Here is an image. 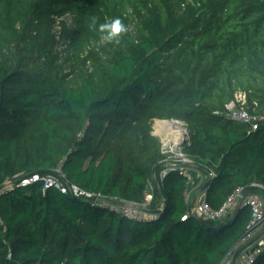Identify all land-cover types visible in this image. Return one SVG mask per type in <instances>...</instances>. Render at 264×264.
I'll list each match as a JSON object with an SVG mask.
<instances>
[{"label":"trees","instance_id":"16d2710c","mask_svg":"<svg viewBox=\"0 0 264 264\" xmlns=\"http://www.w3.org/2000/svg\"><path fill=\"white\" fill-rule=\"evenodd\" d=\"M116 18L127 30L108 42L100 25ZM238 92L264 114V0H0V264H222L257 237L247 264H264L249 207L188 215L205 185L214 209L239 187L264 197V121L227 117ZM172 120L190 133V186L180 170L161 178L156 122ZM49 176L67 193L44 191ZM72 186L151 194L148 219Z\"/></svg>","mask_w":264,"mask_h":264},{"label":"built area","instance_id":"2783aa9c","mask_svg":"<svg viewBox=\"0 0 264 264\" xmlns=\"http://www.w3.org/2000/svg\"><path fill=\"white\" fill-rule=\"evenodd\" d=\"M246 106H247V94L244 92H238L235 95V100H233L227 106V117L230 120H237L246 125H249L251 131H257L259 129L261 122L264 121V114H252L246 109ZM170 122L171 121L156 122V125L159 126L158 133L160 134H162L163 132L165 133L164 140L161 141L163 152H165L164 148L171 147V144L169 143L170 140L174 142L173 146H175V147L172 146L171 154L165 160L167 169L162 172L161 178H163L168 172L172 170H180L188 178L187 185L190 186L194 182V178L192 177L189 169L187 168L191 165V161L183 150V147L188 142V129L187 127L183 128L186 126L184 123L177 122V124H180L184 132L183 133L177 132L175 134H170L168 132H165L163 129L164 127L163 125H166L167 123ZM56 175H62L61 171L57 170ZM198 178L201 179V176H199ZM39 180H40L39 176H34L28 180H25L23 184L26 185L33 182H38ZM43 182H44V189H43L44 191H46L49 188H55L59 190L62 194H66L68 191V188L63 184V182L55 176H49L45 178ZM252 186L254 188L264 190V187L262 185L253 184ZM70 190L72 195L74 196L84 195L92 202L101 203L103 206H107L109 209L121 215L126 216L130 220L140 221V220L148 219L144 211L152 200L151 194L147 195L144 202L141 205H139L141 207L138 206L137 208H129L125 206L123 202L107 199L105 196L101 194H91V193L81 192V190L76 186H72ZM187 199H189L188 195H187ZM202 199L203 201L200 202ZM240 204L241 207L247 206L251 210V215H252L251 228L256 227L258 225L259 227L264 225V197L261 196L259 193L249 192L244 187L237 188L230 195L228 200L218 209H214L210 205V203L206 200L205 195H203L199 199L198 203L192 208V213L189 212L188 215L195 216L196 218L204 221H214V222L222 221L226 219L229 215L233 214ZM187 218L188 216H185L184 220H186ZM263 246H264V239L259 240L258 247L261 248ZM251 259H252V255L249 252H247V254L243 253L241 254V257L237 261V263L242 262V264H247L248 262L251 261ZM228 262H229L228 264H235L233 263L232 260H228Z\"/></svg>","mask_w":264,"mask_h":264},{"label":"rangeland","instance_id":"374dc122","mask_svg":"<svg viewBox=\"0 0 264 264\" xmlns=\"http://www.w3.org/2000/svg\"><path fill=\"white\" fill-rule=\"evenodd\" d=\"M64 22H65V25L68 27V28H73L74 27V24H73V21H72V18H71V16L70 15H67V16H65L63 19H62ZM183 128H186V126L185 127H183ZM158 129H159V126L158 125H156V131H155V135H157L159 138H160V140L162 141V140H164V135H165V133L163 132L162 134H160V133H158ZM191 142V138H190V133H189V131H188V142L185 144V145H188L189 143ZM169 143L171 144V147H167V148H164V153H165V155L168 157V156H170V154H171V148H172V146H173V144H174V142L173 141H169ZM173 147H175V146H173ZM183 150H184V147H183ZM193 193H196V192H194V190H190L189 191V194H188V196H189V200H190V198L193 196ZM199 195L197 194V197H198ZM151 199V198H150ZM149 199V200H150ZM198 203V201L195 203V205ZM194 205V206H195ZM139 205H136V208L138 207ZM150 206V204L146 207V209L148 208ZM139 207H141V206H139ZM143 207V206H142ZM144 208V207H143ZM260 231H264V225L263 226H261V227H259V225L258 226H256V227H253V228H251L250 229V235H248V237H247V239L246 240H249L251 237H253L254 235H258V232H260ZM262 235V234H261ZM260 236V235H259ZM255 241L256 240H258V237H257V239L255 238L254 239ZM254 241V242H255ZM247 252H248V250L246 249L245 251H243V253L244 254H247ZM242 253V254H243ZM241 256V255H240ZM238 259V258H237ZM237 261V260H236ZM242 261V260H241ZM229 262H228V260H225L222 264H228ZM237 264H242V262H239V263H237Z\"/></svg>","mask_w":264,"mask_h":264},{"label":"clouds","instance_id":"9594fccd","mask_svg":"<svg viewBox=\"0 0 264 264\" xmlns=\"http://www.w3.org/2000/svg\"><path fill=\"white\" fill-rule=\"evenodd\" d=\"M126 30V27L122 24L119 18L100 25V31L103 33L102 39L108 42L115 40L116 43H119L120 34Z\"/></svg>","mask_w":264,"mask_h":264},{"label":"water","instance_id":"95a60500","mask_svg":"<svg viewBox=\"0 0 264 264\" xmlns=\"http://www.w3.org/2000/svg\"><path fill=\"white\" fill-rule=\"evenodd\" d=\"M171 122H175V123H177L178 121H175V120H172ZM155 178H156V175H155ZM156 182H157V184H159L158 183V179L156 178ZM207 188V185H205L202 189H201V193H203L204 191H205V189ZM203 201V199L200 201V202H202ZM124 205L125 206H127V207H129V208H136V205L135 204H131V203H124ZM241 208V204L237 207V209L236 210H239ZM189 212L190 213H192V206L190 205V207H189ZM257 239V238H256ZM255 240H253L251 243H249L248 245H246V246H244V247H242L241 249H239L236 253H235V255L233 256V259H232V261L235 263L236 262V260H237V258L243 253V251H245L253 242H254Z\"/></svg>","mask_w":264,"mask_h":264},{"label":"bare ground","instance_id":"6f19581e","mask_svg":"<svg viewBox=\"0 0 264 264\" xmlns=\"http://www.w3.org/2000/svg\"><path fill=\"white\" fill-rule=\"evenodd\" d=\"M163 129L165 132H168L170 134H175V133H183L184 130L182 129V127L180 126V124L177 123H167L166 125H163Z\"/></svg>","mask_w":264,"mask_h":264},{"label":"crops","instance_id":"0c3cea01","mask_svg":"<svg viewBox=\"0 0 264 264\" xmlns=\"http://www.w3.org/2000/svg\"><path fill=\"white\" fill-rule=\"evenodd\" d=\"M195 195V193H193V196ZM199 196H198V199H197V201H199V199L203 196V193H201V192H199V194H198Z\"/></svg>","mask_w":264,"mask_h":264}]
</instances>
